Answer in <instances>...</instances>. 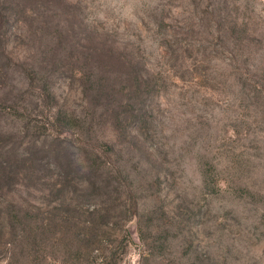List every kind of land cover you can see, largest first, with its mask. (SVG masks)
<instances>
[{"label":"rangeland","instance_id":"rangeland-1","mask_svg":"<svg viewBox=\"0 0 264 264\" xmlns=\"http://www.w3.org/2000/svg\"><path fill=\"white\" fill-rule=\"evenodd\" d=\"M0 12V264H264V0Z\"/></svg>","mask_w":264,"mask_h":264},{"label":"trees","instance_id":"trees-1","mask_svg":"<svg viewBox=\"0 0 264 264\" xmlns=\"http://www.w3.org/2000/svg\"><path fill=\"white\" fill-rule=\"evenodd\" d=\"M1 13V12H0ZM0 19H1V16H0Z\"/></svg>","mask_w":264,"mask_h":264}]
</instances>
